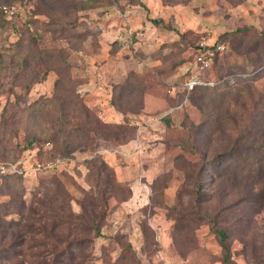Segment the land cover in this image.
Wrapping results in <instances>:
<instances>
[{
	"label": "rangeland",
	"instance_id": "1",
	"mask_svg": "<svg viewBox=\"0 0 264 264\" xmlns=\"http://www.w3.org/2000/svg\"><path fill=\"white\" fill-rule=\"evenodd\" d=\"M3 4L19 6L21 14L10 19L1 14L2 19L8 23H3L0 27V51L6 50L9 53L8 48H11L19 37L25 38L28 32L36 34L41 47L62 46V43L53 40L50 31L44 28L48 18L40 12L42 8L37 0H0V6ZM143 4L142 6L119 0L117 5L100 2L98 6L103 11L116 8L123 11L124 8H135L131 7L135 5L137 7L135 9L140 10L142 16L145 14L147 20L150 21L153 17L160 20L148 29L141 28L145 33L135 46L128 45L126 48L124 45L120 47L113 43L109 49L112 57L105 67V72L111 77L122 70L125 79L117 83L120 85L125 82L129 72L134 71L140 78L136 86L139 88L138 91L142 90L143 96L145 93L155 95L160 101H153L151 111L143 113L141 117L139 114L141 110L136 114L123 115L120 122L125 119L127 126L135 132V136L122 144H130L122 151L119 147L122 144L114 140L101 139L91 132L88 145L74 151L72 158L60 159L59 153L53 152L48 135L50 131L48 118L56 114L55 106L50 101L54 90L55 73L49 72L50 76L46 75L28 89L15 85L13 89L19 96L18 106L21 110H26L10 142L12 145L18 144L22 147L28 126L30 130L36 131L40 141L18 154L10 152L11 145L4 148L0 145V166L7 169L0 172V203L9 198L3 184L7 174L17 173L21 177L26 204L34 196L40 195L39 191L44 189L43 186L52 176H57L67 189L72 209L80 212L78 202L83 196L82 190H89L91 180L85 158L97 153L114 169L117 186L109 188L107 213L101 222V233L84 249L85 264H222V250L209 224L198 218L192 221L194 217L189 211L193 206L191 200L194 194L192 184L185 182L186 173L190 167L193 168L190 164H197L199 161L198 154L190 153L193 135L188 134L186 126L193 132L197 131L195 127L203 123L206 115L189 101L182 87L176 86L169 92L168 83L173 80H176L174 82L177 84L182 83L192 70H196L189 69V65L188 68L185 67L184 63L193 62V51L197 42L202 39L211 42L224 38L227 50L203 74L205 80L214 83L216 77L220 76L221 81L235 85L237 77L248 74L251 75L248 82H251L258 92L264 94V70L261 71L264 65L252 64L254 60H259V54H264V43L257 44V52H248V49H244L248 52H245V56V53L241 54L233 49L234 36H226L238 28H246L247 37L250 39L263 33L264 0H159ZM96 9L98 8L87 11L88 17L81 19L84 24L76 28L79 32L86 28L90 31L84 42L90 43L96 38L94 32L89 29L91 14ZM81 16L83 15L79 17ZM88 53L89 51L81 53L78 55L80 58L71 52L67 57L70 75L82 83L94 70L98 73L100 67L96 62L94 64L96 68L90 66L85 56ZM243 67L248 72L244 73ZM174 74L176 77H171ZM2 81L6 85L0 89V130L4 126L1 119L3 107L7 100L15 101V96L5 89L10 85L9 77L0 80L1 83ZM114 84L116 83H111L112 87ZM77 88L78 86L75 91L85 105L104 121L101 115L102 107L110 103V99L106 97L104 100L96 101L94 93L85 95L84 91L78 92ZM104 91L109 93L107 87ZM31 108L47 110V115L36 116L33 122H29ZM205 108L208 106L204 105ZM230 108L233 110V105ZM70 119L72 125L80 120L72 115ZM227 120L226 133L231 127ZM209 133V129L203 127L198 133L200 135L196 136L200 144L199 150L207 154V159L229 140L225 135ZM57 160L59 162L51 167L37 165V163L46 165ZM14 165L16 171L12 169ZM203 172V188L209 191L210 175L216 172L213 164L210 162L206 164ZM8 181L11 185L13 179ZM8 189H13L12 197L18 194L16 188L10 186ZM126 189L130 191V196L122 199L127 193ZM237 196L235 193L230 194L225 203L232 202ZM236 206L252 224H260L264 219V208L259 209L251 202H241ZM201 209L202 212H213L214 203L204 199ZM231 210L223 209L217 218L219 226L230 228L228 242L231 259L234 264H252L247 254L248 247L245 248L243 240L251 245L248 252L251 250L255 252L258 249L256 245L261 247V241L253 236L256 231L252 229L245 231L236 225ZM1 215L6 220L21 219L14 211ZM32 237L26 241L31 245L44 239L41 233H32ZM127 243L131 245V249L126 248ZM25 248L23 247L24 252L27 250ZM33 248L35 250L36 247ZM28 252L30 251L20 256H28Z\"/></svg>",
	"mask_w": 264,
	"mask_h": 264
},
{
	"label": "trees",
	"instance_id": "2",
	"mask_svg": "<svg viewBox=\"0 0 264 264\" xmlns=\"http://www.w3.org/2000/svg\"><path fill=\"white\" fill-rule=\"evenodd\" d=\"M126 1L144 5L141 0ZM37 2L42 8L40 12L48 18L44 28L50 31L53 40L60 41L62 46L41 47L36 34L28 32L25 38L19 37L11 48H8L9 53L6 50L0 51V80L9 77L10 85L5 89L15 96V101L7 100L2 110L1 119L4 126L0 130L1 147L11 145L10 152L18 154L40 141L36 131L30 130L28 126L22 147L18 144L12 145L10 142L26 110H21L18 106L19 96L14 92L13 86L19 85L23 89H28L35 82L44 79L49 72L56 75L54 90L50 97L56 114L48 118L50 122L48 135L53 152L59 153L60 159L72 158L74 151L88 145L91 132L101 139L114 140L118 144L133 139L135 132L127 126L125 119L122 123L102 121L85 105L75 91L82 82L72 78L69 72L70 64L67 62L71 52L83 50L86 36L90 34L87 28L83 32L76 30L78 25L84 24L81 19L88 17L87 11L98 7L100 2L117 5L119 0H37ZM1 14L0 10V27L3 23H8L2 19ZM80 15L83 16L80 18ZM150 21L153 24L160 22L157 18ZM227 35L234 36L233 49L241 54L257 52V44L264 43V32L250 39L247 37L246 28H238ZM218 41L225 42L224 38ZM244 49H248V52ZM216 61L217 59L213 65ZM252 64L264 65V54H259V60H254ZM242 70L244 73L248 72L245 67ZM263 70L264 68H261V71ZM220 78L222 77L217 76L212 84L195 85L186 94L189 101L206 115L203 123L195 127L197 131L193 132L186 126L188 134L193 135L190 153L199 156L198 163L190 164L193 168L190 167L185 176V182L192 184L194 194L191 200L193 206L189 213L194 217L192 221L198 218L207 222L217 236L222 250V264H234L228 242L230 228L219 226L217 220L223 209L227 208L229 211L232 209L236 225L245 231L249 229L256 231L257 236H253L261 241V247L256 245L258 249L255 252L252 250L248 252L251 245L243 240L245 248L248 247L250 263L264 264V219L260 224H252L236 206L241 202H251L259 209L264 208V94L258 92L254 85L248 82L251 75H240L236 78L235 85L221 81ZM138 79L140 78L135 72L131 71L123 84L116 83L117 85L114 84L112 87L110 104L122 115L136 114L143 108V92L136 88ZM5 85V82H0V89ZM204 105L208 108L204 109ZM232 105L233 110L230 108ZM31 109L29 122H33L36 116L47 115V110ZM71 115L80 119L77 124L72 125ZM226 119L231 123L227 133ZM203 127H207L211 135L217 133L229 139L208 159L207 154L200 152V144L196 138ZM209 162L213 164L216 172L210 175V190L205 191L202 176L204 167ZM85 163L91 180L89 190H82L83 196L78 202L80 212L72 209L71 198L59 177L52 176L43 186L44 189L39 191L40 195L34 196L26 204L21 177L17 173L7 174L3 184L9 198L0 203V264H85L84 249L101 233V222L107 213L109 188L117 186L114 169L99 154L93 153L85 158ZM9 179H13L11 185ZM10 186L18 190L14 197L13 189H8ZM234 193L238 195L237 198L225 203L229 195ZM129 196L130 191L127 190L122 199ZM204 199L214 203L213 212H202ZM13 211L19 214L21 219L6 220L1 215ZM32 233H41L44 238L43 241L32 244L36 247L35 250L26 242L32 237ZM125 246L131 249L129 243ZM23 247L30 251L28 256H20L24 253L26 255Z\"/></svg>",
	"mask_w": 264,
	"mask_h": 264
},
{
	"label": "crops",
	"instance_id": "3",
	"mask_svg": "<svg viewBox=\"0 0 264 264\" xmlns=\"http://www.w3.org/2000/svg\"><path fill=\"white\" fill-rule=\"evenodd\" d=\"M142 2L154 1L157 2L159 0H141ZM148 5V4H147ZM137 8L135 5L131 6ZM95 11L92 12L91 16V26L89 29L94 32L95 40L84 42V49L73 52L75 57H80L81 53L89 51L88 55H85L87 58V62H89L90 66H93L95 62L100 64L98 73L94 70L93 74L80 84L77 88V91H84L83 94L87 95L88 93H94L96 96V101L104 100L106 97L110 99L112 92L111 83H119L125 79L124 73L122 70L119 71V74L110 75L105 72L106 65L108 61L111 59V55L109 49L111 48L113 43L118 44L120 47H126L130 45L131 47L135 46L136 43L140 42L143 37L142 34L145 33L144 30L153 25V23L147 20L145 14L142 16L140 10L135 8L125 9L122 11L118 8L110 11H103L100 7H97ZM150 17V16H149ZM154 18V17H153ZM89 24V23H88ZM125 27H129L132 30L130 38L128 40L120 39L118 34L123 31ZM142 28V29H141ZM81 58V57H80ZM187 63V64H186ZM184 63L185 67L189 69L193 67V62L187 61ZM183 65V66H184ZM184 67V68H185ZM118 73V72H117ZM96 74L98 75L96 77ZM50 76V74L48 75ZM124 76V77H122ZM171 77H176V74ZM122 78V79H121ZM176 80L170 81L168 84H177L174 82ZM105 87H107L109 93H106ZM82 95V94H81ZM92 96V97H93ZM157 96L152 95L150 93H145L143 96V108L141 110L140 117L143 113L149 112L152 109V102H160ZM109 101H107L108 103ZM103 112L101 115L103 116L104 121L107 122H120L123 118V115L117 111L110 103L103 106ZM138 114V115H139ZM130 143L119 145L122 151L125 150V147Z\"/></svg>",
	"mask_w": 264,
	"mask_h": 264
},
{
	"label": "built area",
	"instance_id": "4",
	"mask_svg": "<svg viewBox=\"0 0 264 264\" xmlns=\"http://www.w3.org/2000/svg\"><path fill=\"white\" fill-rule=\"evenodd\" d=\"M0 10L2 12V15L7 19L16 17L17 15L21 14L20 7L15 4H3L0 6ZM131 33V28L125 27L123 31L118 34V37L120 39L128 40L130 38ZM226 50L227 44L225 42L216 40L210 42L205 41L204 39L197 42L193 51V67L191 68L196 70H192L189 73L188 78H186L182 83L169 84L170 87L168 88V91L170 92L176 86H180L187 93V91L193 88L195 85L210 83L212 84V82L205 80L203 74L212 67L215 59L219 58ZM58 162L59 160L50 162V164L46 165H42L39 163H37V165L39 167H51L53 165H56ZM5 169V166H0L1 173L4 172ZM12 169L13 171L17 170L15 165L12 166Z\"/></svg>",
	"mask_w": 264,
	"mask_h": 264
}]
</instances>
